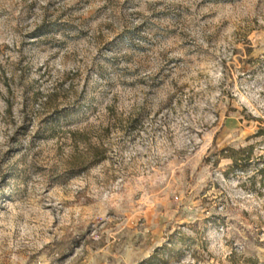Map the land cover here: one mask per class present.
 Returning <instances> with one entry per match:
<instances>
[{
  "label": "rangeland",
  "instance_id": "374dc122",
  "mask_svg": "<svg viewBox=\"0 0 264 264\" xmlns=\"http://www.w3.org/2000/svg\"><path fill=\"white\" fill-rule=\"evenodd\" d=\"M0 264H264V0H0Z\"/></svg>",
  "mask_w": 264,
  "mask_h": 264
}]
</instances>
